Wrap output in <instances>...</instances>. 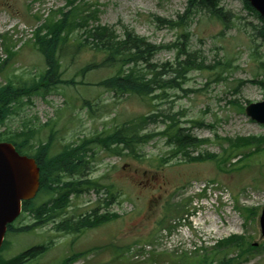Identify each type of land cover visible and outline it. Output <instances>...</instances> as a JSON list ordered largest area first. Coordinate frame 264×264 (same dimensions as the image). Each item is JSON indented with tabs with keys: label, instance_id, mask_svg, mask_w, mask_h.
Listing matches in <instances>:
<instances>
[{
	"label": "rangeland",
	"instance_id": "374dc122",
	"mask_svg": "<svg viewBox=\"0 0 264 264\" xmlns=\"http://www.w3.org/2000/svg\"><path fill=\"white\" fill-rule=\"evenodd\" d=\"M187 4L188 0H74L70 6L66 0H0V62L13 53L0 71V85L8 79L16 84L37 80L46 69L32 34L52 10L77 7L79 16L96 11V20H89V26H109L117 35L128 30L154 45H170L183 40L180 34L184 28L170 27L162 19L173 22ZM220 6L231 13L228 26L201 8L194 9L186 20L189 48L203 58L207 68L190 71L184 79L165 73L163 79H171L173 85L166 87L165 93L157 89L138 96L108 90L99 83L114 69L80 72L104 57L103 52L85 46L62 61V78L72 82L22 97L16 113L0 124L1 136L14 135L25 126L34 128V143L52 136L50 153L54 154L66 144L81 145L85 139L136 120L142 121L138 123L141 134L159 133L170 120L167 116L185 133L208 140L191 156L206 152L223 155V148L229 146L225 138L264 136V124L244 112L248 103L264 99V43L254 27L261 22L243 0H220ZM76 38H80L78 33L70 37ZM175 55L174 48H162L151 63H174ZM143 66L137 70L149 78L152 71ZM217 74L219 79H215ZM91 147L87 166L92 169L86 168L85 173L103 188L83 193L71 204L70 213L100 206V217L117 216L84 229L76 239L73 234L55 231L50 223L29 232H10L5 235L1 257L11 259L48 241L50 247L33 264H64V257L81 252L72 264H189L215 250L225 253L226 247L218 246V241L230 235H243L253 245H264L259 225L264 206V143L257 150L253 145L241 150L225 164L216 159L190 161L183 155L161 163L159 159L168 157L172 146L159 134L140 145L136 153L124 150L121 155H110ZM249 150L251 154L244 156ZM201 186L206 187V199L193 200ZM108 199L109 207L105 205ZM245 207H254V214L246 218ZM195 209L198 214L192 225L189 215ZM30 222L25 212L14 225ZM138 242L141 244H134ZM237 254L235 248L227 257ZM248 258L247 262L237 258L231 264H264V249L252 251Z\"/></svg>",
	"mask_w": 264,
	"mask_h": 264
},
{
	"label": "trees",
	"instance_id": "16d2710c",
	"mask_svg": "<svg viewBox=\"0 0 264 264\" xmlns=\"http://www.w3.org/2000/svg\"><path fill=\"white\" fill-rule=\"evenodd\" d=\"M68 5H73L74 0H66ZM245 7L253 11L261 24L255 26L257 35L264 43V18L261 17L250 4L243 0ZM88 5V4H87ZM91 6V5H90ZM71 7L68 11L62 8L52 10L50 15L44 18L41 25L33 31V45L40 51L44 57L46 69L40 75L39 79H31L29 82H22L16 84L12 79H8L3 85H0V124L3 123L10 115L16 113V108L22 104V97L28 96L32 93H45L48 88H55L58 84L69 83L62 78L64 72L63 59L66 57H74L79 48L91 46L96 51L103 52L104 57L100 63L93 62L85 65L80 69L84 72L89 69H96L105 67L114 69V73L104 80L100 81V85L105 86L108 90L115 93H129L138 96H146L153 93L157 89H162L165 93L166 87L172 88L171 79H163V75L167 72H172L176 77L185 78L187 73L193 70H201L207 68L204 66V60L197 54L195 50L189 48V32L186 30L188 18L194 12V9L201 8L207 11L210 15L218 18L228 26L231 13L220 6V0H188L185 11L178 16L176 20L166 21L162 19L163 23H167L170 27L184 28L180 34L183 37L182 41H172L170 45H154L148 42L145 38L138 36L132 31L125 30L123 35H117L115 30L109 26L97 24L89 26V20H96V11L84 12L79 16L77 7ZM61 10V12H60ZM57 15H59L57 17ZM89 18V19H88ZM79 35L80 38L70 39L73 34ZM83 38V39H82ZM82 39V40H81ZM162 48H174L176 50L174 63H162L156 65L151 63V58L154 54ZM9 53L7 59L0 62V71L7 65L11 55ZM144 65L143 69L151 70L152 74L149 78L146 75L140 74L137 67ZM165 70L161 71V68ZM217 74L215 79H219ZM73 80V79H71ZM263 85V82L261 81ZM236 91V89H235ZM170 120L166 123L165 129L159 133H145L141 134L142 126L138 123L141 120H136L131 124H123L116 126L113 130L102 132L95 137L83 140L82 144L77 147V151H82L80 168L83 170L87 161L84 156L86 151L90 150L91 145L97 146L99 149L105 151L110 155H121L124 150L136 153L137 148L149 141L156 135H165L167 143L172 146L170 155L168 157L160 158V162L164 163L169 158L177 155H183L190 161H202L206 159H216L221 164H225L231 158L237 155L241 150L255 147L259 149L264 143V136H237L234 139L225 138L228 140L229 146L223 148V155H217L206 152L197 156H191L192 151L199 145L207 142V139H199L178 126L171 116H167ZM36 130L34 128L25 126L21 132L14 133V135L0 134V141H9L15 143L18 150L27 153L28 147H32L30 139L35 136ZM41 143V148H49L52 144V136H50L46 143ZM69 145H66L64 151L58 155H48L42 159L40 167V189L39 192L44 195L50 194V198L36 202V198L32 200L23 201L22 212L27 215L34 213L35 222L31 224H21L15 226L8 225L10 232H29L37 226H42L52 223L55 231L64 234H80L84 229L92 228L98 224L109 220L111 217H116V214H110L102 218L96 215V210H91V213L82 218L73 219V217H63V212L69 206L68 195L73 190L81 191V194L87 190L94 188L96 191L103 188L101 183L96 180L83 178L80 181H63L58 178L59 171L63 168L65 172L69 173L70 164L67 162L72 150ZM26 149V150H25ZM251 154L244 153V156ZM73 158V157H72ZM241 159L239 157L237 160ZM64 160L65 167L61 164ZM73 160H76V158ZM40 161V160H39ZM80 163V162H79ZM161 165V164H160ZM223 166V165H221ZM72 169L75 166L71 167ZM221 169V167H220ZM70 170V169H69ZM58 179V180H57ZM56 182V183H55ZM55 183V185H54ZM109 190V187H106ZM107 205V203H105ZM99 209V206L97 207ZM246 212V218L254 214L253 208H243ZM21 214V216L23 215ZM20 216V217H21ZM80 216V215H78ZM95 218H94V217ZM54 222V223H53ZM225 246V253L221 250H215L211 255L204 256L189 264H231L235 259L240 258L242 262L248 261V256L254 250L259 248L264 249V245L254 246L252 241L243 235H230L218 241V246ZM237 249V257H227L230 250ZM41 246H34L27 249L11 259H4L0 256V264H27L26 262L35 259L41 252ZM225 254L226 257H218ZM78 254H73L70 258L65 259V263L70 262ZM217 260V263L214 261Z\"/></svg>",
	"mask_w": 264,
	"mask_h": 264
},
{
	"label": "water",
	"instance_id": "95a60500",
	"mask_svg": "<svg viewBox=\"0 0 264 264\" xmlns=\"http://www.w3.org/2000/svg\"><path fill=\"white\" fill-rule=\"evenodd\" d=\"M264 17V0H247ZM245 113L252 120L264 124V100L250 103ZM39 187V168L35 160L19 154L9 142H0V246L11 223L20 213L21 203L35 196ZM264 235V207L259 216Z\"/></svg>",
	"mask_w": 264,
	"mask_h": 264
},
{
	"label": "flooded vegetation",
	"instance_id": "af4514ba",
	"mask_svg": "<svg viewBox=\"0 0 264 264\" xmlns=\"http://www.w3.org/2000/svg\"><path fill=\"white\" fill-rule=\"evenodd\" d=\"M74 152H76V150H74ZM42 153L45 154L44 152H42V150L39 146L33 147V150L31 151V154L36 156V158H40V159H41ZM72 153H73V151L71 152V154ZM77 156H78V154L74 153L73 155H71L69 157V159L67 160V162L70 164V167H69L70 170L68 169L69 173L62 171L58 174V178H61L63 181H72V182H74V181L77 182V181L82 180L83 172L79 166L81 164V163H79L81 160L80 159L73 160V158L75 159V158H77ZM39 162H41V161H39ZM61 164H63V166H65L64 160L61 161ZM73 166H75V168L72 169L71 167H73ZM55 183H54V185H55ZM80 194H81L80 190L79 191L73 190V192H70V194L68 195L69 204L75 203L74 201L79 199ZM89 202H92V201H89ZM95 208H97V207H92L91 209L96 210ZM70 212H72L70 210V207L69 206L66 207L64 209V212H63V217H65L66 215H69L70 217H73V219L82 218V216H78L80 213L76 214V213H70ZM32 216L34 217V213H32Z\"/></svg>",
	"mask_w": 264,
	"mask_h": 264
},
{
	"label": "bare ground",
	"instance_id": "6f19581e",
	"mask_svg": "<svg viewBox=\"0 0 264 264\" xmlns=\"http://www.w3.org/2000/svg\"><path fill=\"white\" fill-rule=\"evenodd\" d=\"M216 225V220H212V225Z\"/></svg>",
	"mask_w": 264,
	"mask_h": 264
}]
</instances>
